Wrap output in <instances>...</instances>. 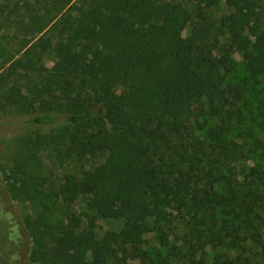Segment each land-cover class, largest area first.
I'll use <instances>...</instances> for the list:
<instances>
[{"label": "trees", "instance_id": "trees-1", "mask_svg": "<svg viewBox=\"0 0 264 264\" xmlns=\"http://www.w3.org/2000/svg\"><path fill=\"white\" fill-rule=\"evenodd\" d=\"M260 1L0 0V109L18 114L16 123L0 116V136L11 124L21 129L3 140L0 157V264H30V235L12 195L34 192V154L57 146L105 159L51 186L49 196L66 205L49 264H153L143 234L169 207L187 227L186 264H248L205 258V238L243 254L241 229L264 259V171H240L243 145L227 139L245 120L242 86L230 79L234 54L253 77L264 76ZM216 6L227 12L212 19ZM78 197L124 226L98 237L72 210Z\"/></svg>", "mask_w": 264, "mask_h": 264}, {"label": "rangeland", "instance_id": "rangeland-1", "mask_svg": "<svg viewBox=\"0 0 264 264\" xmlns=\"http://www.w3.org/2000/svg\"><path fill=\"white\" fill-rule=\"evenodd\" d=\"M260 2L264 6V0ZM226 12L227 10L223 6H216L209 13V16L215 19ZM184 34H189L188 28ZM3 50L0 32V54ZM234 59L236 67L230 79L239 82L242 86L244 98L240 107L245 120L233 125L227 139L243 145L244 158L237 163L240 171L246 173L251 170L264 171V76L253 77L247 71L239 52L234 54ZM43 62L47 68H50L53 64L51 55H45ZM17 115L15 112L10 113L8 110L0 109V116L11 123H16ZM205 117H207L209 125L214 124V119L209 115H203L201 121ZM5 128L1 131L0 136V157H4L5 143L3 140L12 139L21 133V129L16 124L8 125ZM48 130L46 128L43 133L46 134ZM57 147L60 149V153L41 149L34 154L35 161L33 163L36 165L37 177L34 181V192L27 195H12L16 211L30 235V264H49L46 261H50L48 254L54 236L52 231L55 224L61 221L64 216L66 204L60 198L49 196L51 186L56 188L57 184L68 175L81 176L105 159V154L80 159L75 155H65L64 148ZM40 168L41 170H39ZM2 183L8 188L7 182L2 180ZM216 190L218 193L224 194L225 186L217 184ZM70 203L72 210L83 215V219L88 218L87 224L93 228L98 237L109 231H119L125 224L123 218L112 212H99L89 208L82 197L75 198ZM160 215L157 218L153 216L149 219L151 230L143 234V248L148 252L153 264H186L189 257V244L184 238L187 227L172 207L164 208ZM262 215L264 216V212ZM217 217L221 220L222 214L218 213ZM236 225H239V222H236ZM259 229L264 234V224L260 225ZM240 233L244 237L245 251L243 254L234 252L226 240L222 245L213 249L210 239L205 238L204 243L207 251L205 258L208 263L211 262L214 254H222L229 258L236 257L238 261L246 257L248 264H264L260 247L245 239L246 234L243 229L240 230Z\"/></svg>", "mask_w": 264, "mask_h": 264}]
</instances>
